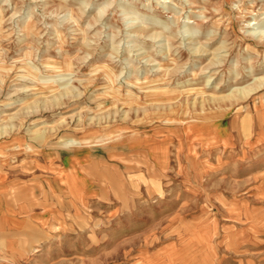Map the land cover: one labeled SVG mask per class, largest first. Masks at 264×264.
Instances as JSON below:
<instances>
[{
    "label": "rangeland",
    "instance_id": "rangeland-1",
    "mask_svg": "<svg viewBox=\"0 0 264 264\" xmlns=\"http://www.w3.org/2000/svg\"><path fill=\"white\" fill-rule=\"evenodd\" d=\"M262 30L264 0H0V198L31 218L0 264H264Z\"/></svg>",
    "mask_w": 264,
    "mask_h": 264
},
{
    "label": "crops",
    "instance_id": "crops-1",
    "mask_svg": "<svg viewBox=\"0 0 264 264\" xmlns=\"http://www.w3.org/2000/svg\"><path fill=\"white\" fill-rule=\"evenodd\" d=\"M75 162V161H73ZM70 169L72 171V168H76L75 165L73 166H69ZM66 172L68 171V168L65 167ZM78 170H76L75 172H77ZM65 172V173H66ZM5 210L2 207V200L0 198V233H2L0 235V238H2L4 240V244L6 240H7V235L10 234H18V231L16 230V228L22 226L24 227L25 225L29 224L31 218L22 214V215H11V214H6Z\"/></svg>",
    "mask_w": 264,
    "mask_h": 264
},
{
    "label": "bare ground",
    "instance_id": "bare-ground-1",
    "mask_svg": "<svg viewBox=\"0 0 264 264\" xmlns=\"http://www.w3.org/2000/svg\"><path fill=\"white\" fill-rule=\"evenodd\" d=\"M258 29V28H257ZM253 34L254 35H256V37L258 36H260V37H262L263 35L262 34H264V31L262 30V31H260V33H255V32H253ZM264 38V37H263ZM263 81V80H262ZM263 84V83H262ZM115 103V102H114ZM128 133L127 132H120V133H118L116 136H114L113 135V138H115L114 140H121V139H123V138H126V136L125 135H127ZM137 135V134H136ZM112 137V136H111ZM132 137H133V135H132ZM138 137V136H137ZM101 138H103V137H101ZM136 139V138H135ZM134 140V139H133ZM137 140V139H136ZM70 141H72V142H78L77 140H70ZM129 141V140H128ZM81 142V144H87V143H85V141H83V140H81L80 141ZM89 142V141H88ZM132 142H134V141H132ZM136 142V141H135ZM143 142H145V141H143ZM69 143H71V142H69ZM96 144H100V141H97L96 142ZM138 144V143H137ZM69 145V144H68Z\"/></svg>",
    "mask_w": 264,
    "mask_h": 264
}]
</instances>
